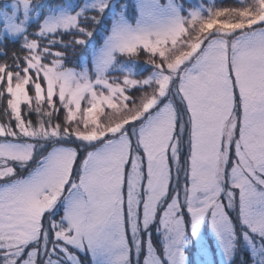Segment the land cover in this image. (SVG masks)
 I'll return each instance as SVG.
<instances>
[{
  "label": "snow or ice",
  "instance_id": "obj_1",
  "mask_svg": "<svg viewBox=\"0 0 264 264\" xmlns=\"http://www.w3.org/2000/svg\"><path fill=\"white\" fill-rule=\"evenodd\" d=\"M0 264H264V0H0Z\"/></svg>",
  "mask_w": 264,
  "mask_h": 264
}]
</instances>
